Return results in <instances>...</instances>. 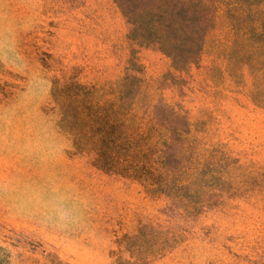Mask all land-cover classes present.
Wrapping results in <instances>:
<instances>
[{
	"label": "rangeland",
	"instance_id": "1",
	"mask_svg": "<svg viewBox=\"0 0 264 264\" xmlns=\"http://www.w3.org/2000/svg\"><path fill=\"white\" fill-rule=\"evenodd\" d=\"M203 3L181 66L117 0H0V264H264V0Z\"/></svg>",
	"mask_w": 264,
	"mask_h": 264
},
{
	"label": "trees",
	"instance_id": "2",
	"mask_svg": "<svg viewBox=\"0 0 264 264\" xmlns=\"http://www.w3.org/2000/svg\"><path fill=\"white\" fill-rule=\"evenodd\" d=\"M136 26L142 21L152 44L185 66L196 58L207 27L203 0H117Z\"/></svg>",
	"mask_w": 264,
	"mask_h": 264
},
{
	"label": "clouds",
	"instance_id": "3",
	"mask_svg": "<svg viewBox=\"0 0 264 264\" xmlns=\"http://www.w3.org/2000/svg\"><path fill=\"white\" fill-rule=\"evenodd\" d=\"M82 207L84 209L83 204ZM41 214L49 226L60 230L74 229L83 223V213L79 216H72L66 210H60L59 206H55L51 212H42Z\"/></svg>",
	"mask_w": 264,
	"mask_h": 264
}]
</instances>
